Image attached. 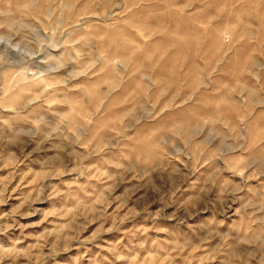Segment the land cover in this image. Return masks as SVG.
Instances as JSON below:
<instances>
[{
	"label": "rangeland",
	"instance_id": "obj_1",
	"mask_svg": "<svg viewBox=\"0 0 264 264\" xmlns=\"http://www.w3.org/2000/svg\"><path fill=\"white\" fill-rule=\"evenodd\" d=\"M0 264H264V0H0Z\"/></svg>",
	"mask_w": 264,
	"mask_h": 264
}]
</instances>
